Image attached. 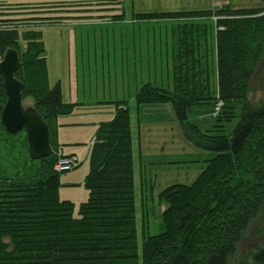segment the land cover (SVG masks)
I'll list each match as a JSON object with an SVG mask.
<instances>
[{
	"label": "trees",
	"instance_id": "obj_1",
	"mask_svg": "<svg viewBox=\"0 0 264 264\" xmlns=\"http://www.w3.org/2000/svg\"><path fill=\"white\" fill-rule=\"evenodd\" d=\"M15 1L28 0H0V60L7 50L19 52L16 77L24 85L23 98L35 99L53 153L34 161L38 167L24 178L0 179V264H232L252 235L264 239V102L257 106L250 100L264 54L263 10L134 16L139 22L176 23L174 89L144 85L136 96L138 107L170 104L189 131L186 139L211 154L195 182L161 192L163 229L150 235L145 218L141 240L128 103L118 102L113 118L97 127L84 181L88 198L76 215V204L60 198L54 169L60 158L57 119L71 115L75 106L63 103L58 85L50 88L41 33L19 36V21L13 19L19 11L8 7ZM215 56L216 68L210 64ZM216 100L222 111H232L223 112L227 124L241 108L228 133L204 132L189 120L195 107ZM6 101L0 74V114ZM254 247L252 264H264V243Z\"/></svg>",
	"mask_w": 264,
	"mask_h": 264
},
{
	"label": "rangeland",
	"instance_id": "obj_2",
	"mask_svg": "<svg viewBox=\"0 0 264 264\" xmlns=\"http://www.w3.org/2000/svg\"><path fill=\"white\" fill-rule=\"evenodd\" d=\"M8 7L19 11L13 19L19 21L20 37L28 32L41 33L50 88L58 85L63 103L75 106L71 115L59 117L56 124L60 158L54 169L60 175L62 197L76 201L78 215L79 195L84 193L81 198L84 200L88 193L80 184L89 172V156L97 127L100 122L113 118L118 102L126 101L132 118L138 231L142 240L147 218L149 234L157 235L163 229L161 221L166 210L158 196L173 185L195 182L211 154L186 139L185 132L189 131L177 121L170 104L138 107L136 96L142 86L152 84L174 89L173 64L177 47L171 32L176 23L139 22L134 16L226 8L264 11V0H28L9 3ZM259 16H264V12ZM1 17L4 15L0 14ZM127 39L131 41L128 43ZM22 46L25 49L26 45ZM215 59L216 56L210 62L214 68ZM251 84L250 100L260 106L264 102V54ZM35 104L32 96L22 102L25 108H34ZM223 109L222 103L216 100L213 105L195 107L189 120L201 131L215 135L221 131L228 133L238 123L241 108H235L234 119L228 124L224 122L223 112L232 111ZM1 114L0 179L4 175L24 178L38 165L29 157L26 132L10 134ZM49 137L51 145L50 130ZM61 161H70V167L57 169ZM68 183L73 185L68 186ZM251 237L238 247L232 264L253 263L254 246L263 245L264 239L256 234ZM140 244L142 248V242Z\"/></svg>",
	"mask_w": 264,
	"mask_h": 264
},
{
	"label": "water",
	"instance_id": "obj_3",
	"mask_svg": "<svg viewBox=\"0 0 264 264\" xmlns=\"http://www.w3.org/2000/svg\"><path fill=\"white\" fill-rule=\"evenodd\" d=\"M20 65L18 53L14 50H7L0 62V74L3 77L5 93L8 97L6 107L1 114L2 122L10 134L25 131L30 159L42 160L53 153L49 130L35 108H25L22 105L24 86L15 77Z\"/></svg>",
	"mask_w": 264,
	"mask_h": 264
},
{
	"label": "crops",
	"instance_id": "obj_4",
	"mask_svg": "<svg viewBox=\"0 0 264 264\" xmlns=\"http://www.w3.org/2000/svg\"><path fill=\"white\" fill-rule=\"evenodd\" d=\"M130 41H131V39H127V40H126V42H128V43H129ZM72 102H74V100H73V98L71 97V101H70V103H72ZM102 122H103V121H102ZM134 166H135V165H134ZM135 171H136V166H135ZM86 174H87V173H86ZM86 174H85V175H86ZM83 182H84V181H83ZM83 182L80 184L82 189H84V187H83ZM71 184L73 185V183H68L67 185H68V186H72ZM67 185H66V186H67ZM63 186H65V185L62 184V187H63ZM83 195H84V193H80V195H79L78 200L80 201V204L83 203V202H85L86 199L88 198V193H86V198H85L84 200H82L81 198H82ZM60 197H61L62 200H66V199H67L66 201L69 200L68 198H63L61 192H60ZM70 201H73L75 204H77L76 201H74V200H71V199H70ZM76 206H77V205H76Z\"/></svg>",
	"mask_w": 264,
	"mask_h": 264
},
{
	"label": "built area",
	"instance_id": "obj_5",
	"mask_svg": "<svg viewBox=\"0 0 264 264\" xmlns=\"http://www.w3.org/2000/svg\"><path fill=\"white\" fill-rule=\"evenodd\" d=\"M71 163L70 161H66V162H62L61 164L57 165L56 168L58 169H65L67 170V168H69L70 166H68V164Z\"/></svg>",
	"mask_w": 264,
	"mask_h": 264
}]
</instances>
